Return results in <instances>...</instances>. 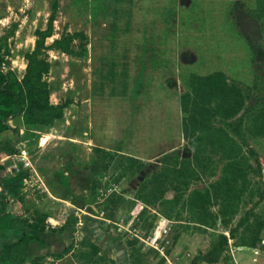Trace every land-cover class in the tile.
<instances>
[{
	"label": "rangeland",
	"instance_id": "1",
	"mask_svg": "<svg viewBox=\"0 0 264 264\" xmlns=\"http://www.w3.org/2000/svg\"><path fill=\"white\" fill-rule=\"evenodd\" d=\"M177 1L137 11L133 31L134 0H58L41 56L64 120L13 138L32 165L14 212L56 248L31 264H238L262 245L264 3ZM52 3L0 0V60L19 80ZM64 35L74 55L52 46ZM217 73L227 94L209 97Z\"/></svg>",
	"mask_w": 264,
	"mask_h": 264
},
{
	"label": "trees",
	"instance_id": "2",
	"mask_svg": "<svg viewBox=\"0 0 264 264\" xmlns=\"http://www.w3.org/2000/svg\"><path fill=\"white\" fill-rule=\"evenodd\" d=\"M53 12L48 22V28L38 34L36 50L26 55L28 66L25 76L19 80L11 69L5 71L0 60V153L14 155L17 141L2 139L3 133L12 131L14 136H20L19 128H14L9 121L21 117L26 130L35 132H47L55 124L64 120L66 104L54 105L50 101L49 84L45 81L50 72V62L47 56H41L46 50V40L53 36L54 22L59 8L58 0H53ZM72 38L62 36L55 40L53 47L64 53L74 55L70 47ZM204 85L211 88L208 96L225 93L228 89L223 73H217L204 78ZM226 97V96H225ZM6 168L0 164V172ZM27 170H22L15 175L1 176L0 173V264H26L29 257L30 245L38 237L25 233L15 241L13 232L19 227L26 226L36 231L44 230L29 223L24 224L21 218L8 211V206L13 200L22 198L23 189L28 179ZM45 216L40 221L45 223ZM227 243V238L224 237ZM221 252V251H220ZM196 264V263H194Z\"/></svg>",
	"mask_w": 264,
	"mask_h": 264
},
{
	"label": "crops",
	"instance_id": "3",
	"mask_svg": "<svg viewBox=\"0 0 264 264\" xmlns=\"http://www.w3.org/2000/svg\"><path fill=\"white\" fill-rule=\"evenodd\" d=\"M208 1H211V0H207V2ZM256 1H258V0H256ZM260 1H261V3H264V0H260ZM153 2H155L159 7L161 6V4H163L162 6H164L166 8L169 7V9L171 7H173V6L176 9L179 8V3H178L177 0H134V3H133L134 20L132 22L133 31H134V28H135V17H137V11L149 9L150 5H152ZM251 20L252 21L254 20L256 22L254 24L258 23V19H256V18H254V19L252 18ZM245 26H247V27L249 26L248 28L251 29L252 26H253V23L252 22H247V23H245ZM258 36H259V34H258ZM256 61H257L258 65L264 66V50L261 49V48H259V50L256 53ZM16 118H19L18 119L19 122L17 124L14 125V123L17 122V121H15L16 119L10 120L9 123H10V125L12 127L19 128L20 135L22 136V135L25 134V132H26L25 130L26 129L24 127L22 118L21 117H16ZM13 138H14V134H13L12 131H7V132L3 133V135H2V139L5 140V141L13 140ZM20 155L21 154H19V155H17V154H14V155L2 154L0 156V164L2 166H4L6 168L5 171H7V173H5V171L0 172L1 176H6V175H10V174L15 175V174L19 173L22 170H27L26 168L23 167L21 162H19L18 165H17L19 171L16 172V173L13 172V167H14V165L17 164L16 163L17 162V157H19ZM7 160L8 161L11 160V164L10 165H9V163H6ZM17 204H18V202H16V200H13L11 202V204L8 206V211L11 212V213H14L16 215V213L14 212V209L16 210ZM260 206L262 208H264V200L260 204ZM255 215L262 222V223H260V229L257 231V237H260V240L262 241V245L260 244L259 241L254 246L253 245H249V244H242V246H240V248H242L241 250H244V251L246 250L247 252H245V253L243 252V253H240L238 255L239 256L238 260H239L240 264H264V211L257 210L255 212ZM25 228H26V226H22V227H19L18 229H16L13 232V236H14L15 241L19 240L25 233H31V234H33V235L38 237V240L33 241L31 243V245H30L29 257H28V261H27L26 264H31V260H32V258L34 256V252L37 253V251L39 250V248L37 246H41V243H43V241H45V243H46V247L43 248L41 246L43 251L46 248L48 251H50V254H51L52 247L54 249H56L51 241H49L46 238L40 237L38 235V233L31 232L30 229L29 230H25ZM251 252H253V253L251 254Z\"/></svg>",
	"mask_w": 264,
	"mask_h": 264
},
{
	"label": "built area",
	"instance_id": "4",
	"mask_svg": "<svg viewBox=\"0 0 264 264\" xmlns=\"http://www.w3.org/2000/svg\"><path fill=\"white\" fill-rule=\"evenodd\" d=\"M17 160L21 162L24 168H30L32 166L30 159L25 155H20L19 157H17ZM18 171V166L14 165L13 172L16 173Z\"/></svg>",
	"mask_w": 264,
	"mask_h": 264
}]
</instances>
